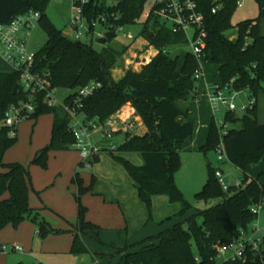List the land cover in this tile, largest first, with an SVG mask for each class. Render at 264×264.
Masks as SVG:
<instances>
[{
	"label": "trees",
	"instance_id": "trees-1",
	"mask_svg": "<svg viewBox=\"0 0 264 264\" xmlns=\"http://www.w3.org/2000/svg\"><path fill=\"white\" fill-rule=\"evenodd\" d=\"M88 0L83 4V14L93 29V23L101 17L100 24L105 37L98 41L103 45L96 49L91 41L74 39L56 28L46 15L50 0H0V23H9L19 14L30 10L41 13L39 23L47 33V41L36 52L35 64L41 73L48 74L50 87L75 89L62 104L48 105L44 94L35 98V111L27 119L37 121L44 113L53 116L50 143L37 151L33 163L47 168L51 151L74 149L75 135L70 128L71 116L65 109L78 91L92 81L101 83L93 95L81 100L79 109L88 119L104 123L123 106L131 104L142 118L147 131L143 135H127L114 152H108L129 173L140 200L152 217L154 196L165 195L169 202L180 206L176 216H185L193 206L175 183V173L181 167V148L195 131L190 120L182 122L183 111L178 101L197 99V68L195 55L188 51L183 60L172 55L175 46L188 44L183 30L175 29L157 13L162 5L156 3L145 12L148 0ZM203 16L206 36L202 45L204 59L218 67L219 83L232 79L237 91L249 90L256 98L253 107L244 113L226 112L225 122L232 124L223 135L227 161L244 172L239 185L232 184L224 190L216 176V170L208 161V178L196 199L215 204L199 210L185 222H178L148 237L132 248L122 250L116 264H216V244L228 243L238 232L249 231L255 219L252 205L264 197V172L258 177L246 173L247 167L257 165L264 157V122L259 120L263 109L259 101L264 99V0H255L259 14L256 18L232 24V16L239 0H194ZM217 8L215 12L213 9ZM144 16L140 37L159 52L139 71L128 69L116 79L113 70L121 54L114 42L119 27L132 26ZM235 28V36L228 32ZM114 42V44H113ZM29 93L20 84L17 71L0 70V230L7 225L19 226L25 219L39 223V231L61 233L49 228L39 212L30 206L27 168L19 162L4 163L6 151L17 141L18 125L6 126L3 121L11 105L29 100ZM14 132V135L12 133ZM220 129L211 118L207 140L200 151L207 154L220 142ZM120 153H136L142 159L137 165ZM99 161L95 156L94 163ZM84 162L82 161L80 165ZM97 178L92 175L91 185L85 186L79 172L73 181L81 195L93 189ZM79 216L73 224L71 252L87 250L83 240L91 234L99 240L101 228L85 219L86 207L79 204ZM198 216L202 221H198ZM127 228L121 231L126 234ZM157 239L158 242L153 240ZM152 240V242H148ZM263 253L247 251L244 260L221 261L218 264H263Z\"/></svg>",
	"mask_w": 264,
	"mask_h": 264
},
{
	"label": "rangeland",
	"instance_id": "rangeland-1",
	"mask_svg": "<svg viewBox=\"0 0 264 264\" xmlns=\"http://www.w3.org/2000/svg\"><path fill=\"white\" fill-rule=\"evenodd\" d=\"M155 1L148 0L145 14L149 13ZM107 3L113 4L114 1L108 0ZM73 6V0H50L46 10V15L53 25L64 30L67 35H70L68 25L74 11ZM258 14L259 8L255 0H243V5L237 7L231 21L236 26L241 21L256 18ZM144 19L142 16L137 24L125 26L124 31L114 41L121 53L113 72L116 77L125 74L128 69L139 71L144 65L145 56L151 52L146 40L139 36ZM100 30V25L96 26L95 33ZM93 31L94 28L90 29L89 34ZM81 32L82 40L86 41V28L81 29ZM124 33L132 34L133 39L125 37ZM228 33L235 36V28ZM46 41L47 33L38 23L29 41V51L38 52ZM93 45L96 49H101L103 46L97 40H94ZM171 51L173 56L179 55L182 61L190 48L188 45L175 46ZM207 66L210 69L207 67L205 78L197 80V88L201 93L197 97L199 101L193 104L192 110L194 115L202 113L207 116L206 120L210 121L213 110L205 93V80L208 82L218 80L219 74L217 65L209 63ZM73 92L75 89L57 88L55 94L57 103L62 104L67 95ZM250 98V91L243 90L235 98V103L237 106L248 104ZM190 101L193 102L188 100L181 102L180 105L187 108L189 103L191 104ZM259 104L263 109L259 120L264 122V99L259 101ZM225 112V108H222L217 117L224 115ZM52 124L53 116L50 113L42 114L37 121L22 120L18 124L17 141L6 151L3 161L4 163L19 162L27 168L30 174V206L39 212V218L44 219L49 228L62 232L54 233L51 230L44 235L39 231V223L31 219L23 220L17 227L11 224L5 226L0 230V243L8 245L16 243L22 247V250L1 256L3 264H116L122 250L129 248L133 250L134 245L142 240L156 236L175 223L185 222L199 210L216 203V201H199L195 196L207 181L208 161L214 168H222L225 171L226 180L231 185L241 181L244 176V172L231 162L218 160V153L215 150H210L207 154L201 152L199 147H196L201 140V135L197 131L182 145V163L175 173V183L193 206L192 210L185 216H176L180 209L178 204L169 202L165 195L154 196L150 218L149 211L139 199L129 173L108 152H102L100 161L92 165L85 163L80 165L83 159L76 148L51 151L47 168L33 163L37 151L50 143ZM229 127H232V124ZM138 132L144 133L145 127ZM123 137L118 136L117 142L123 143ZM120 155L137 165L142 164V159L136 153H120ZM76 171L79 172L85 186L91 185L92 175L97 176L93 189L82 194L80 202L77 198L78 187L73 181ZM263 172L264 157L257 165H250L246 170L249 176L255 178ZM80 203L86 207L85 219L98 225L101 230L99 240L91 234L83 236L87 250L71 252L74 236L71 229L78 219ZM197 219L199 222L202 221L201 216ZM260 225L264 228V212L261 215ZM125 228L128 229L127 233L121 235V231ZM248 228L252 231L253 224L250 223ZM240 229L241 227L237 228V231ZM153 241L158 242L157 239Z\"/></svg>",
	"mask_w": 264,
	"mask_h": 264
},
{
	"label": "built area",
	"instance_id": "built-area-1",
	"mask_svg": "<svg viewBox=\"0 0 264 264\" xmlns=\"http://www.w3.org/2000/svg\"><path fill=\"white\" fill-rule=\"evenodd\" d=\"M88 0H73V13L68 25L70 36L74 39H82L81 29L86 28V36L91 40H99L105 37V32L100 30L95 33L96 26L104 23L106 17H101L93 23L94 31L89 34L90 28L83 14V4ZM162 8L157 12L168 24L175 29L183 30L188 38V46L197 60V68L194 73L196 80L205 76L204 73V53L202 45L206 32L204 29L203 16L197 10L194 0H156ZM239 6L243 5V0H239ZM217 8L213 9V12ZM41 13L30 10L19 14L9 23H0V56L9 63L12 71L20 74V84L25 92L29 93V100L21 101L18 104L11 105L6 113L3 123L6 126L15 127L22 120L27 119L35 111V98L38 94H44L48 105H57L55 97L56 89L50 87L48 74L41 73L35 64L36 54L29 51V41L34 28L38 25ZM124 31L123 27L118 28V32ZM124 36L133 39L132 34L124 33ZM154 47V46H153ZM155 48V47H154ZM156 49V48H155ZM157 50V49H156ZM157 50V54H158ZM156 54V55H157ZM148 59H145V62ZM232 79L226 84L207 85L206 94L213 110V116L217 127L220 129V142L216 148L218 160L227 159L223 135L230 128L225 122L226 112L244 113L247 109L253 107L256 98L251 97L248 104L237 106L235 98L240 91L232 87ZM101 87V83L92 81L78 91L73 101L64 105L71 116L70 128L75 135L76 141L74 147L79 151L83 162L91 165L95 156L102 152H114L121 144L117 142L118 136L134 135L138 128V121L132 115L123 117L116 112L111 115L104 123L97 119H88L83 113L79 112L82 107L81 100L93 95ZM225 108L224 115L217 117L221 109ZM14 135V132L12 133ZM216 176L224 190H228L230 184L226 176L220 169L216 170ZM240 184V181L235 183ZM251 211L255 216L252 231L240 229L232 240L228 243L216 244L217 250L216 264L228 260H244L247 257V251L263 253L264 251V228L260 225L261 215L264 212V197L252 205ZM8 250L20 251L22 247L18 244L8 246L0 244V253ZM263 260V259H262ZM41 264V263H39ZM264 264V260H263Z\"/></svg>",
	"mask_w": 264,
	"mask_h": 264
},
{
	"label": "crops",
	"instance_id": "crops-1",
	"mask_svg": "<svg viewBox=\"0 0 264 264\" xmlns=\"http://www.w3.org/2000/svg\"><path fill=\"white\" fill-rule=\"evenodd\" d=\"M69 30V29H68ZM234 37V36H233ZM86 40L87 41H91V43L93 44V42H94V40H97V39H94V40H91L90 38H88V37H86ZM97 42H99L98 40H97ZM146 43L148 44V46H150L151 47V52H150V54L149 55H146L145 57V59H148L146 62L145 61H143L144 62V64H147L156 54H157V50L153 47V46H151V45H149V43L146 41ZM207 64H209L208 62H205V64H204V73L206 72V70H207V67H208V69H210L209 68V66H207ZM218 69V68H217ZM0 70H3V71H10L11 70V67H10V65H9V63H7L1 56H0ZM115 70H113V72H114ZM124 74V73H123ZM123 74L121 75V76H119V77H116L115 75H114V73H113V76H114V78H116V79H119V78H121L122 76H123ZM204 78H205V76H204ZM219 80L220 79H218V80H213V81H206L205 80V93H206V90H207V85L208 84H212V83H214V84H218L219 83ZM196 93H197V97H198V95L201 93V91H199L198 90V88H197V91H196ZM204 93V94H205ZM199 101V98H197L196 100H193V102L192 101H190L191 102V104L189 103V105L187 106V108H183L182 107V105H180V103L181 102H185V101H183V100H180V101H178V105H179V107L181 108V110L183 111V116H181V118H180V120L182 121V122H184V121H186V120H190V121H192L193 123H194V126H195V131H194V133L195 132H199V134L201 135V140H200V142L197 144V148L199 147V149H200V147L202 146V145H204L205 144V142H206V140H207V135H208V129H209V124H210V121H208V120H206V115L204 116L202 113H199V114H197V115H194V111L192 110V108H193V104L194 103H196V102H198ZM188 102V101H187ZM196 105V104H195ZM118 113L119 114H121V116H123V117H127V116H130V115H132L133 117H136L137 118V121H138V128H137V130H136V133L135 134H137V135H143L146 131H147V128L145 127V125H144V123H143V120H142V118L136 113V110H135V108H133L132 106H131V104H127V105H125L124 107H122L119 111H118ZM142 127H145V132L144 133H139L138 132V130L139 129H141ZM194 135V134H193ZM100 155L101 154H99L98 156H99V161H100V159H101V157H100ZM95 158V157H94ZM98 161V162H99ZM92 164H94V159H93V161H92ZM91 164V165H92ZM223 172H224V174H225V171L223 170ZM226 175V174H225ZM96 176V175H95ZM96 178H97V176H96ZM231 185V184H230ZM136 189V188H135ZM138 193V192H137ZM139 197V196H138ZM167 197V196H166ZM155 197H153V199H154ZM140 199V198H139ZM167 199H168V197H167ZM0 244H4V243H0ZM14 244H16V243H14ZM5 245H8V244H5ZM13 245V244H12ZM12 245H8V246H12ZM8 252H17V251H14V250H8V251H6V252H1L0 253V264H3V258H1V256H3V255H7V254H9Z\"/></svg>",
	"mask_w": 264,
	"mask_h": 264
},
{
	"label": "bare ground",
	"instance_id": "bare-ground-1",
	"mask_svg": "<svg viewBox=\"0 0 264 264\" xmlns=\"http://www.w3.org/2000/svg\"><path fill=\"white\" fill-rule=\"evenodd\" d=\"M126 117V116H125Z\"/></svg>",
	"mask_w": 264,
	"mask_h": 264
}]
</instances>
